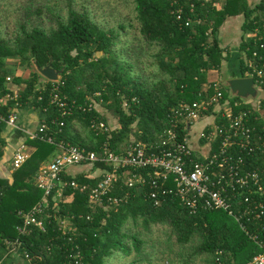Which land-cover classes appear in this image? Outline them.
Segmentation results:
<instances>
[{
    "label": "trees",
    "instance_id": "1",
    "mask_svg": "<svg viewBox=\"0 0 264 264\" xmlns=\"http://www.w3.org/2000/svg\"><path fill=\"white\" fill-rule=\"evenodd\" d=\"M2 1L0 98L14 93L6 81L9 77L19 93L7 106L30 102L37 110L46 109L45 119L50 126V120L57 116L48 106L51 82L46 81L38 88L42 77L37 71L50 65L59 73L63 83L61 91L68 101L82 104L86 95L99 93L97 99H101V106L115 116L117 128L111 129L108 140L106 134L96 135L88 130L91 120H105L96 111L75 112L65 120L59 133L50 126L56 140L96 152L107 141L110 149L118 153L119 148L130 142L131 136L135 141L153 143L170 128L172 108L200 99L198 94L206 88L209 72L219 71L225 59L217 35L226 18L242 16L240 49L247 56L254 48L252 37L246 38L247 34L257 28L258 42H264V0L253 8L247 0H224L218 11L214 9V0H178L184 10L182 18L191 19L188 26L171 14L173 0H126L137 25L132 38L126 37L123 24H118L119 29L125 30L121 37L114 29H105L93 20L89 12L91 0ZM94 1L98 7L103 5L100 0ZM190 4L194 6L191 14ZM7 24L10 32L4 33ZM19 69L30 70L26 79L17 74ZM240 77H245L243 60ZM220 86L223 97L227 98V88ZM260 100L264 109V99ZM254 116L258 117V113L249 116L251 125L257 128L264 125V119L253 122ZM177 133L182 137L186 132L178 127ZM26 145L33 149L29 158L10 172L9 179L0 177V256L8 248L5 241L13 243L17 238V211L29 210L42 196L34 184L38 168L56 153L54 145L39 140L27 139ZM75 181L89 188L95 184V180L82 175L76 176ZM131 194L127 204L116 212L99 210L88 222L84 218L88 213L86 192L72 193L71 202L60 210L63 216H73L78 227L72 241L64 240L48 226L45 232H32L20 238L21 251L31 256L30 264H74L76 261L108 264L117 252L125 256L134 252L132 262L139 263L148 258L143 250L146 241L124 231L129 223H140L144 231L156 225L169 228L176 244L187 251L182 264H190L197 258L203 259V264H246L260 251L224 211L190 214L172 196L154 207L144 197L143 190H131ZM78 253L80 259L76 260ZM176 257L181 259V253ZM169 263L174 262L170 259Z\"/></svg>",
    "mask_w": 264,
    "mask_h": 264
},
{
    "label": "built area",
    "instance_id": "2",
    "mask_svg": "<svg viewBox=\"0 0 264 264\" xmlns=\"http://www.w3.org/2000/svg\"><path fill=\"white\" fill-rule=\"evenodd\" d=\"M177 1H172L171 14L188 26L191 19L182 18L184 10ZM193 7L190 4V14ZM262 21L264 28V15ZM258 33L259 30L255 28L247 34V38L252 37L254 48L251 51L247 49L249 56L243 52L244 78L252 79L253 87L262 93L264 42H258ZM6 81L11 88L9 90L14 88V93L0 98V127H16L19 104L14 103L11 107L7 104L18 98L19 89L11 84L9 77ZM220 85L217 81L208 82L204 91L198 94L199 100L182 102L172 108L169 112L170 128L164 130L153 143L133 140L115 153L107 141L96 152L55 139V132L50 126H54L59 133L65 126V120L75 112H99L97 107L101 106L102 101L97 99L100 98L99 93L86 95L82 104L68 101L62 94L61 80L51 82L48 106L56 111L57 116L50 120V126L43 119L35 130L25 134L29 140L54 145L56 153L35 174L34 184L42 192L40 200L27 211H17V238L13 243L5 241L9 250L19 251L30 263L31 256L21 251L20 238L32 232H45L48 226L64 240L72 241L78 227L74 224L73 216H63L60 210L64 204L71 202L74 192H86L88 213L84 218L91 222L97 211L116 212L127 204L131 190L136 189L143 190L144 197L154 207L172 196L190 214L216 210L226 212L260 249L246 264H264V238L260 236L264 235V125L257 128L249 122V116L253 113H258V117H253V122L264 119V109L261 113L260 106L264 93L255 99H235L230 94L225 98ZM208 91L212 93L204 94ZM242 106L248 109L242 110ZM41 111L47 113L46 109ZM207 117L210 122L198 130L194 136L198 144L193 147L189 129ZM178 127L186 132L184 136H178ZM88 130L96 135L106 134L108 140L111 128L105 121L95 119L89 122ZM28 158L27 146L22 143L12 156L11 171L19 168ZM75 167L87 170L71 174L70 169ZM78 175L95 180L94 186L89 188L85 183L76 182ZM77 257L76 260L80 259L79 253ZM74 264L79 263L76 261Z\"/></svg>",
    "mask_w": 264,
    "mask_h": 264
},
{
    "label": "rangeland",
    "instance_id": "3",
    "mask_svg": "<svg viewBox=\"0 0 264 264\" xmlns=\"http://www.w3.org/2000/svg\"><path fill=\"white\" fill-rule=\"evenodd\" d=\"M103 5L98 7L94 0H91L89 12L93 20L98 24L104 26L105 29H114L118 35L121 37L125 34V30L118 28V24H123L125 26L127 38H132L133 35L137 32V25L135 22V17L132 14L131 6L126 0H100ZM3 2L0 0V3ZM10 24V23H9ZM4 33L10 32V27L7 24L3 30ZM30 73V70L21 71L22 78L26 79ZM223 82V81H222ZM224 86L223 83L220 82ZM263 93H258V97H261ZM99 113L104 117V121L111 129L117 128V120L112 113L103 108L102 106L97 107ZM263 112V109L261 113ZM264 117V113L262 115ZM210 122V118H205L199 121L198 124H194L192 131L195 129H200L202 126ZM88 132V131H86ZM81 133V136H85L84 132ZM198 133H194L195 135ZM192 134V133H191ZM130 141H133V136L130 137ZM87 169L82 167H75L70 169L71 174H80L82 171ZM140 222V221H139ZM124 231L128 234H133L139 237L140 239L146 241V244L143 247L145 254L148 258H144L143 261L135 264H170L169 260H173V264H182L185 260L186 250H181L180 246L176 244L174 238L170 235V229L163 227L161 225L152 226L148 231H144V228L140 223L132 224L129 223L124 228ZM181 253L182 258L176 257ZM190 254V252H189ZM184 255V256H183ZM135 253L132 252L131 255L125 256L121 252L114 253V255L108 260V264H134ZM203 259L197 258L192 261L190 264H203ZM26 261V260H25ZM189 264V263H188Z\"/></svg>",
    "mask_w": 264,
    "mask_h": 264
},
{
    "label": "crops",
    "instance_id": "4",
    "mask_svg": "<svg viewBox=\"0 0 264 264\" xmlns=\"http://www.w3.org/2000/svg\"><path fill=\"white\" fill-rule=\"evenodd\" d=\"M210 1V0H204ZM214 9L220 10L224 0H214ZM248 5L253 8L260 0H247ZM242 16L228 17L224 20L219 28L217 41L219 46L223 49V57L219 71H210L208 80L217 81L218 83H225L227 79L241 78L240 77V63L243 60V51L240 49L242 44V30L243 24ZM247 38V35H246ZM22 69L17 70V74H21ZM223 81V82H222ZM46 80L41 78L38 83V88L44 86ZM18 121L16 127L3 125L0 127V177L10 178L11 160L15 149L22 143L26 144V132L33 131L38 126L39 122L45 119L46 114L35 109L30 102L19 106L17 109ZM199 122L195 123L198 124ZM189 129L188 135L192 139L193 147L198 144L194 133L200 129ZM192 133V134H191ZM195 140V141H194ZM27 146V145H26ZM33 149L27 146V151L30 155ZM53 158V157H52ZM51 158V159H52ZM50 159V160H51ZM48 160V161H50ZM0 264H30L25 261L23 255L19 251L9 250L8 248L0 256Z\"/></svg>",
    "mask_w": 264,
    "mask_h": 264
},
{
    "label": "water",
    "instance_id": "5",
    "mask_svg": "<svg viewBox=\"0 0 264 264\" xmlns=\"http://www.w3.org/2000/svg\"><path fill=\"white\" fill-rule=\"evenodd\" d=\"M38 73L49 82H57L60 79L59 73L54 71L50 65L37 69ZM228 93L235 98L255 99L258 95L257 90L253 87V80L250 78L227 79L224 83Z\"/></svg>",
    "mask_w": 264,
    "mask_h": 264
}]
</instances>
